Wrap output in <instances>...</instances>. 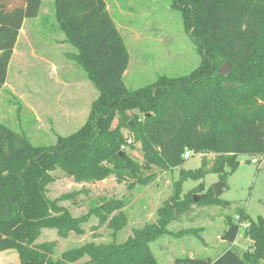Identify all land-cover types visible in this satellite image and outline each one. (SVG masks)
<instances>
[{
    "label": "trees",
    "instance_id": "obj_1",
    "mask_svg": "<svg viewBox=\"0 0 264 264\" xmlns=\"http://www.w3.org/2000/svg\"><path fill=\"white\" fill-rule=\"evenodd\" d=\"M39 5L40 0H0V88L23 22L36 17ZM171 6L180 13L200 64L188 75L160 77L150 86L130 90L122 80L128 51L105 0H54L64 43L76 50L69 58L99 96L86 123L68 136H56L50 146H33L25 134L0 123V253L16 251L20 264H158L149 244L167 233L164 228L135 232L122 246L87 245L59 258H53L52 244H36L42 229L80 234L90 216L71 218L46 197L52 173L59 170L91 183L113 175L119 182L147 186L155 178L147 175L152 167L169 171L184 165V153L200 155V168L180 171L177 200L184 181L202 180L211 173L225 184V169L232 172L238 157L264 159V0H172ZM226 63L228 74H218ZM122 129L130 130L140 143V163L124 151L120 155L125 144ZM210 154L212 163L207 160ZM202 187L201 183L194 191L202 193ZM194 191L185 195L186 214L195 203ZM202 200L207 206L228 204L215 198L212 189ZM121 207L108 201L89 212L110 215ZM178 215L180 211L172 219ZM243 223L248 224L244 236L252 244L240 254L234 243ZM220 239L228 248L217 258L177 263L264 264V218L252 220L240 213Z\"/></svg>",
    "mask_w": 264,
    "mask_h": 264
},
{
    "label": "rangeland",
    "instance_id": "obj_2",
    "mask_svg": "<svg viewBox=\"0 0 264 264\" xmlns=\"http://www.w3.org/2000/svg\"><path fill=\"white\" fill-rule=\"evenodd\" d=\"M105 2L128 51L129 64L122 78L127 89L150 86L160 77L185 76L199 66L197 48L180 13L171 6L172 0ZM22 28L0 88V123L25 134L33 146H50L56 136H68L86 123L99 92L69 58L76 50L64 43L55 20L54 0H40L36 17L24 20ZM132 113L141 116L138 111ZM128 123L133 127L131 121ZM122 133L125 143L132 142L124 152L140 163V143L130 130L122 129ZM201 160L200 155L191 153L182 167L169 171L152 167L147 175L155 178L147 186L119 182L113 175L102 182H78L56 170L52 173L54 181L46 187V197L56 201L62 214L71 218L90 216L80 234L42 229L35 243L52 244L53 258H59L87 245L122 246L135 237V232L145 234L164 228L167 233L149 244L158 264H178L177 260L185 258L215 259L228 248L220 238L229 221H235L240 213L252 220L264 218V162L259 166L252 158L242 156L232 172L225 169L226 189L219 198L228 203L225 207L200 201L220 182L219 175L211 173L202 180L184 181L174 200L180 171L197 170ZM207 160L212 163L214 155H208ZM201 183L203 192L194 191ZM191 191L196 201L186 214L185 195ZM108 201L120 203L121 209L110 215L103 211L100 216L89 212ZM178 211L180 215L172 219ZM247 227V223L242 224L234 246L240 254L251 248V241L244 236ZM0 264H20L17 252H1Z\"/></svg>",
    "mask_w": 264,
    "mask_h": 264
},
{
    "label": "water",
    "instance_id": "obj_3",
    "mask_svg": "<svg viewBox=\"0 0 264 264\" xmlns=\"http://www.w3.org/2000/svg\"><path fill=\"white\" fill-rule=\"evenodd\" d=\"M230 66L229 64H224L220 69H218L217 73L223 76H226L229 72ZM121 155V153H120ZM225 184L222 182H219L217 184H215L212 188L213 190V195L215 198H220V196L224 193L225 191ZM196 201V198L194 197V202Z\"/></svg>",
    "mask_w": 264,
    "mask_h": 264
},
{
    "label": "built area",
    "instance_id": "obj_4",
    "mask_svg": "<svg viewBox=\"0 0 264 264\" xmlns=\"http://www.w3.org/2000/svg\"><path fill=\"white\" fill-rule=\"evenodd\" d=\"M131 144H132V142L130 140H128L125 144H123L120 147V151H124L125 148H126V145H131ZM189 157H190V153L189 152L184 153L183 158L185 160L189 159ZM252 161H253V163L258 164L260 166L264 162V159H262L260 162L258 160H252ZM247 226H248V224H247Z\"/></svg>",
    "mask_w": 264,
    "mask_h": 264
},
{
    "label": "crops",
    "instance_id": "obj_5",
    "mask_svg": "<svg viewBox=\"0 0 264 264\" xmlns=\"http://www.w3.org/2000/svg\"><path fill=\"white\" fill-rule=\"evenodd\" d=\"M107 7V6H106ZM107 11H108V9H107ZM108 13L110 14V12L108 11ZM110 16H111V14H110ZM113 19V18H112ZM113 21H114V19H113ZM114 23H115V21H114ZM24 25H25V23H24ZM22 30H23V28H22ZM21 30V31H22ZM26 43H27V46H30V42H28V40L26 39ZM31 47V46H30ZM29 49H31V48H29ZM30 51H32V50H30ZM31 54L33 55V52H31ZM55 74V73H54ZM235 243H236V241H235ZM235 243H234V246H235Z\"/></svg>",
    "mask_w": 264,
    "mask_h": 264
}]
</instances>
